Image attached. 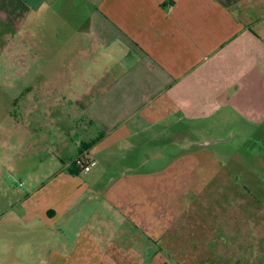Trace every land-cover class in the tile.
<instances>
[{
	"label": "crops",
	"instance_id": "obj_1",
	"mask_svg": "<svg viewBox=\"0 0 264 264\" xmlns=\"http://www.w3.org/2000/svg\"><path fill=\"white\" fill-rule=\"evenodd\" d=\"M54 2L0 0V20L27 30ZM95 7L83 29L93 76L85 90H75L73 72L69 83L24 87L37 104H64L66 116L51 132L59 161L39 162L27 191L9 195L1 264H190L186 255L193 264H264L218 256L219 236L206 243V256L181 244L175 255L172 231L187 199L180 180L132 172L137 151L153 147L156 135L185 138L215 120L228 128L234 119L262 120L264 0H96ZM81 155L91 170L75 173ZM198 238L194 249L204 248Z\"/></svg>",
	"mask_w": 264,
	"mask_h": 264
},
{
	"label": "rangeland",
	"instance_id": "obj_2",
	"mask_svg": "<svg viewBox=\"0 0 264 264\" xmlns=\"http://www.w3.org/2000/svg\"><path fill=\"white\" fill-rule=\"evenodd\" d=\"M95 5L96 0H55L27 30L18 32L0 20V252L4 248L2 215L13 203L9 195L27 191L30 176L41 174L34 170L39 162L48 166L59 161L52 152L56 149L51 132L62 127L66 116L64 104H37L33 96L24 95V87L69 83L73 72L80 82L74 89L85 90L80 85L93 76L88 69L91 63L83 55L88 44L83 29ZM226 124L209 122L213 126L209 131H198L191 138L156 135L153 147L145 145L137 151V168L132 172L149 173L153 178L169 175L173 184L180 180L179 188L187 199L172 231L175 255L181 244L187 245L184 250L191 256H206V243L219 236L225 248L219 249L218 256L256 262L264 260V117L252 122L234 119L230 128ZM141 139H136L138 145ZM70 156L66 155L67 162ZM195 235L201 238L194 241L200 240L204 248H192ZM186 256L193 264V258Z\"/></svg>",
	"mask_w": 264,
	"mask_h": 264
},
{
	"label": "built area",
	"instance_id": "obj_3",
	"mask_svg": "<svg viewBox=\"0 0 264 264\" xmlns=\"http://www.w3.org/2000/svg\"><path fill=\"white\" fill-rule=\"evenodd\" d=\"M73 163L83 172H89L91 170L90 162H88L87 158L83 155L79 156Z\"/></svg>",
	"mask_w": 264,
	"mask_h": 264
},
{
	"label": "trees",
	"instance_id": "obj_4",
	"mask_svg": "<svg viewBox=\"0 0 264 264\" xmlns=\"http://www.w3.org/2000/svg\"><path fill=\"white\" fill-rule=\"evenodd\" d=\"M72 168H73V172H75V173H80L81 172V169L80 168H78V167H76L75 165H74V163L72 164Z\"/></svg>",
	"mask_w": 264,
	"mask_h": 264
}]
</instances>
